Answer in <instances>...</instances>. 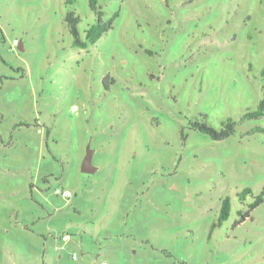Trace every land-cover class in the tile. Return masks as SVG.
Listing matches in <instances>:
<instances>
[{
	"label": "rangeland",
	"instance_id": "1",
	"mask_svg": "<svg viewBox=\"0 0 264 264\" xmlns=\"http://www.w3.org/2000/svg\"><path fill=\"white\" fill-rule=\"evenodd\" d=\"M98 4L0 0V264H264V0Z\"/></svg>",
	"mask_w": 264,
	"mask_h": 264
},
{
	"label": "trees",
	"instance_id": "2",
	"mask_svg": "<svg viewBox=\"0 0 264 264\" xmlns=\"http://www.w3.org/2000/svg\"><path fill=\"white\" fill-rule=\"evenodd\" d=\"M71 1V0H70ZM89 9L95 15V23L90 25L83 32V36L80 34L78 30V25L80 22V17L76 15L75 12L69 11L65 17V25L69 35L72 38V46L79 50H83L87 48L88 45H94L105 33H107L113 26V21L116 18L117 14H115L110 19H105L104 13L98 4V0H88ZM82 36V37H81ZM264 114V100H262L257 109L253 112L246 113L242 116V120L247 119H258ZM236 123L232 120H227L221 124V129L216 130L210 125H208L204 118L199 121H195L191 124L190 128L196 131H199L205 135H207L212 140H222L230 135H232L235 131ZM27 127L31 126L30 124L26 125ZM250 190L246 189L242 192L240 196V200H244L245 196L250 194ZM263 203V198L261 195L257 196L252 204L249 205L248 210L241 215L242 221L249 217L250 211H252L255 207ZM230 213V200L228 197L224 198L221 202L218 224L224 222L228 219Z\"/></svg>",
	"mask_w": 264,
	"mask_h": 264
},
{
	"label": "water",
	"instance_id": "3",
	"mask_svg": "<svg viewBox=\"0 0 264 264\" xmlns=\"http://www.w3.org/2000/svg\"><path fill=\"white\" fill-rule=\"evenodd\" d=\"M19 49L22 50V42L19 44ZM93 151L87 149L86 155L81 163V172L82 173H94L97 169L92 166L91 160H92Z\"/></svg>",
	"mask_w": 264,
	"mask_h": 264
},
{
	"label": "built area",
	"instance_id": "4",
	"mask_svg": "<svg viewBox=\"0 0 264 264\" xmlns=\"http://www.w3.org/2000/svg\"><path fill=\"white\" fill-rule=\"evenodd\" d=\"M18 46H19V42L18 41H14L12 48H14V47L17 48ZM56 194L60 195L63 198H69L70 197V192H68V191H59V190H57ZM68 238H69V235H65V236H62L61 240L62 241H66Z\"/></svg>",
	"mask_w": 264,
	"mask_h": 264
}]
</instances>
